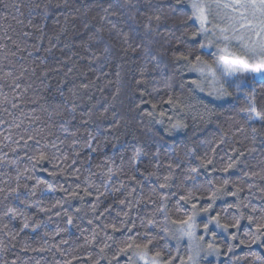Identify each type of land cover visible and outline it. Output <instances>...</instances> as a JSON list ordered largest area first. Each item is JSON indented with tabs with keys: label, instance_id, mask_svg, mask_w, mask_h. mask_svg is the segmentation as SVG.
Instances as JSON below:
<instances>
[{
	"label": "trees",
	"instance_id": "obj_1",
	"mask_svg": "<svg viewBox=\"0 0 264 264\" xmlns=\"http://www.w3.org/2000/svg\"><path fill=\"white\" fill-rule=\"evenodd\" d=\"M48 3L49 0H0V67L8 71L14 66L18 74L22 68L28 69L18 80L19 88H0V189H3L0 191V246L8 248L0 260L6 259L8 264L13 260L16 264H58L66 258L67 252L61 256V251L54 246L60 250L78 249L81 256H86L89 251H97L94 246L84 244L81 234L90 237L93 229L100 231V227L105 224L119 223L123 219V212L128 211L118 203L121 199L131 201L130 217L137 225L141 218L163 220V214L157 213L156 205L149 200L152 188L160 181L156 177H148L149 172L157 171L161 177L167 175V164L177 160H184L186 167V155L192 149L198 155H203L209 147L205 142L217 143L221 131L227 133L228 143H235L238 148L242 145L252 146L250 130L232 111L242 100L228 99L210 104V107H216L223 113L219 119L214 118L211 124L193 120L192 114L173 110L167 103L160 104L157 111H165L174 121L183 119L188 124L186 129L174 131L170 135L161 131L168 126L167 119L164 125H160L136 107L141 104L139 92L143 90V86H138L136 81L141 79L147 81L149 91L154 87L158 89L151 96L143 97L153 103H159L161 97L166 101L169 95L181 94L178 76L173 82V90L165 87V78L173 75L172 66L168 56L158 54L175 45L169 30H175V26L185 19L168 7L170 0H131L135 7L119 9L120 16L108 20L101 19L103 13L100 9L88 7L93 4V0H67V6H63L64 0H50V14L45 17L43 5ZM57 3L61 7H55ZM33 4H40L41 8L33 12ZM158 5L159 11L156 10ZM129 13L134 20L129 19ZM153 14L161 15L162 19L159 27L153 21L149 45L147 39H143V32L147 15ZM29 20L32 21L31 25ZM113 23L123 32L118 35L112 27ZM39 28L43 29L44 41L38 45L40 51H36L32 45L40 35ZM97 29L100 30L98 33ZM24 32H28L31 38L24 37ZM125 34L128 37L127 43ZM179 34L177 31L176 35ZM13 41L20 44L19 50ZM129 45L136 48V51L133 52ZM50 46L53 51L48 53L46 49ZM145 48H150V51H145ZM125 49H128L127 54ZM28 52L33 54L29 56ZM33 68L36 70L34 73L31 71ZM49 69L58 71H50L47 77L43 76L42 73ZM192 78L193 74L184 77L186 80ZM82 84H88L89 87L84 89ZM256 88L261 90L260 85H256ZM199 100L207 102L209 99L197 93L192 103L196 104ZM12 104L17 107L13 108ZM141 107L146 111L152 110L147 104H141ZM105 109L108 111L105 112ZM237 123L245 127V132L236 131ZM16 124L20 127H15ZM114 124L118 127H113ZM34 130H42L41 134L45 137L42 143L50 141L59 146L60 151H49L60 159L38 165L26 173V168L31 169L26 152L31 149H25L23 141L20 145L12 141L20 140L21 136L27 139V133ZM90 135L96 139L89 140ZM160 136H163V140H159ZM5 137L10 139L6 140ZM86 142L92 144V149L86 148ZM14 148L16 151H13ZM134 148H142L148 153L139 163L132 162ZM157 148L160 156L154 158L152 154ZM76 152L80 153L79 156L75 155ZM218 152L223 155L220 149ZM157 163L160 164L158 170L154 167ZM57 164L59 168L55 167ZM242 166L246 171L261 172L264 168V154L260 151L249 153ZM174 170L179 183L181 170ZM17 171L25 176L31 175L32 179L22 177L17 187ZM212 175L214 178L228 175L238 180L242 173L234 170L228 174ZM198 179L203 182L204 177ZM38 181L40 183L35 188L36 194L29 195ZM248 183L243 184V195L249 196L253 203L259 205L262 202L259 197L264 193L253 188L250 194ZM255 183L264 187V182L258 178ZM61 187L78 191L80 198L68 199V194L61 191ZM85 188L92 193L91 196L84 193ZM132 189L135 191L129 196ZM21 200L34 207L26 208ZM55 200L66 202L62 208L53 207ZM174 203L173 198L169 203L173 218ZM93 204L98 205L96 212L92 211ZM105 207H110L111 211L105 213ZM10 208L19 210L13 220L5 215ZM40 208L50 211L41 212ZM77 208L81 211L76 212ZM56 212L60 215H56ZM117 212L121 216L118 217ZM69 215L73 217L71 225L66 223ZM89 220L93 223L89 224ZM25 222L27 228H23ZM241 239L244 237L241 236ZM61 240H67L68 243L61 245ZM220 243L221 260L223 264H228L227 256L233 254L225 255L223 241ZM25 246L36 250L24 251ZM41 248L51 251H40ZM248 252L246 246L235 249L236 256L243 257ZM251 252L264 255V248L253 245ZM244 264H249V261H244Z\"/></svg>",
	"mask_w": 264,
	"mask_h": 264
},
{
	"label": "snow or ice",
	"instance_id": "obj_2",
	"mask_svg": "<svg viewBox=\"0 0 264 264\" xmlns=\"http://www.w3.org/2000/svg\"><path fill=\"white\" fill-rule=\"evenodd\" d=\"M63 6H67V0H64ZM49 7H51L50 0L48 4L43 5L45 17L50 14ZM55 7L59 8L61 4L57 3ZM88 7L100 9L103 13L101 19L108 20L110 17H119V9H132L135 5L131 3V0H123V2L93 0V4ZM168 7L173 13L185 19L180 25L175 26V30H169L175 45L158 54L168 56L172 66L173 75L165 78V87L170 91L173 90V82L178 76L181 94L169 95L166 101L161 97L159 103H153L152 100H146L143 97L151 96L152 92L158 89L154 87L152 91H149L147 81L141 79L136 81L138 86H143V90L139 92L142 98L141 104L150 105L152 110L146 111L141 104H137L136 107L143 115L160 125H164L167 119L168 126L161 131L170 135L174 131L186 129L188 124L183 119L174 121L165 111H157L160 104L167 103L173 110L192 114L193 120H198L202 124H211L214 118L219 119L223 113L216 107H210V104L228 99L242 100V103L234 106L232 111L250 130L252 146L242 145L238 148L235 143H228L227 133L221 131L217 137V143L205 142L209 147L203 155H198L195 149L186 155V167H184V160H177L167 164V175L161 177L157 171L149 172L148 177H156L160 181L152 188L149 200L156 205L155 211L163 214V220H156L154 217L141 218L137 225L136 221L130 217L131 201L121 199L118 203L128 211L123 212V219L119 223L105 224L100 227V231L93 229L90 237H83L81 234L84 244L89 247L94 246L97 251H89L86 256H81L78 249L60 250L58 246H54L61 251V256L67 252L66 258L58 264H74L76 261L80 264H101L102 261L104 264H213V262L223 264L220 241H223L224 254H233L227 256L228 264H244V261H249V264H264V255L251 252L253 245L264 248V195L259 197L262 201L259 205L253 203L249 196L243 195L245 182H249L250 194L253 188L264 193V187L255 183L257 178L264 182V168L261 172H252L246 171L242 166L249 153L260 151L264 154V0H170ZM39 8H41L40 4H33L31 11L34 12ZM17 10L19 11V8ZM156 10L159 11V5ZM129 19L134 20L130 13ZM161 19L159 14L147 15L143 39H147L149 45H151L150 38L153 33L152 23L155 21L159 27ZM109 22L111 23L110 20ZM29 24H32L31 20ZM112 27L117 30L118 35L123 32V29L118 28L115 23ZM38 31L40 35L36 37V43L32 45L36 51H40L38 45L43 44L44 41L43 29L39 28ZM99 31V29L96 30L97 33ZM177 31L179 35H176ZM22 35L31 38L28 32ZM7 38L12 40L11 36ZM127 40L128 37L125 34V43ZM13 43L19 50L20 44L15 41ZM49 43L51 44V41ZM129 48L133 52L136 51V48H132L131 45ZM46 51L51 53L53 48L50 46ZM124 51L127 54L128 49ZM145 51H150V48H145ZM32 54L28 52L29 56ZM58 63L63 64L64 61ZM165 67L168 65L165 64ZM71 70L70 68L69 71ZM27 71L28 69L22 68L18 74L14 66L8 71L0 67V81H3L0 83V88L4 86L19 88L18 80ZM31 71L34 73L36 70L33 68ZM50 71H58V69L45 70L42 75L47 77ZM186 74H194V78L186 80L184 79ZM256 85H260L261 90H258ZM81 87L87 89L89 85L82 84ZM197 93H206L209 100L192 103ZM12 107L16 108L17 105L12 104ZM104 111L107 112L108 109ZM15 127L19 128L20 125L16 124ZM113 127L118 125L114 124ZM236 131L243 133L245 127L237 123ZM41 133L42 130L30 131L27 133V139L21 136L20 140L12 141L16 145H20L23 141V147L31 149L30 152H26L27 159L31 163V169L26 168V173L33 171L38 165L60 159L55 153L49 151V149H56L58 152L59 146L50 141L42 143L45 137ZM5 139L8 140L10 137ZM88 139L94 140L96 137L90 135ZM159 140H163V136H160ZM86 148L92 149V144L86 142ZM218 149L223 152V155H220ZM13 151L16 149L14 148ZM79 154V152L75 153L76 156ZM147 155L148 153L142 148H134L132 162L139 163L141 158ZM152 155L158 158L159 149L157 148ZM64 158L67 159L66 156ZM72 163L75 164L76 161L73 160ZM55 167L59 168V164ZM154 167L158 170L160 164L157 163ZM174 169L181 170L179 183H177V173ZM43 170L47 171V169ZM234 170L242 173L238 180H233L228 175H222L219 178H214L212 175L213 173L228 174ZM78 171L77 169L76 172ZM109 171L111 173V169ZM201 176L204 177L203 182L198 179ZM22 177L26 180L32 179L31 175L25 176L24 173L17 171L15 178L17 187ZM132 179L135 180V176ZM39 183L38 181L29 195L36 194L35 188L39 186ZM173 188L177 190L173 191ZM60 190L68 194V199L80 198L76 190L63 187ZM83 191L88 196L92 195L87 188ZM134 191L135 189H132L128 195L130 196ZM173 198L175 199L173 205L175 218H173V211L169 209V203ZM96 199L99 201V195ZM20 202L25 204L26 208L34 207V205L26 204L24 200ZM65 202L55 200L53 207L62 208ZM218 202H220L219 205ZM91 208L93 212H96L98 205L93 204ZM17 211L19 210L10 208L5 215L13 220L16 218ZM39 211L47 212L50 209L40 208ZM80 211V208L76 209V212ZM110 211V207L104 208L105 213ZM56 215L60 213L56 212ZM116 215L119 217L121 213L117 212ZM66 223L73 224L71 215L66 217ZM88 223L93 222L89 220ZM27 227L28 224L25 222L23 228ZM56 234L58 235L59 232ZM241 236L244 239H241ZM67 243V240L60 241L61 245ZM241 246L249 249L243 257L235 255V249ZM23 250L35 251L36 249L25 246ZM40 251H51V249L41 248ZM7 252V247L0 246V256L6 255ZM249 257H251L250 260ZM0 264H8V261L0 260ZM11 264H16V261L13 260Z\"/></svg>",
	"mask_w": 264,
	"mask_h": 264
},
{
	"label": "rangeland",
	"instance_id": "obj_3",
	"mask_svg": "<svg viewBox=\"0 0 264 264\" xmlns=\"http://www.w3.org/2000/svg\"><path fill=\"white\" fill-rule=\"evenodd\" d=\"M193 76H194V74H193ZM198 94L201 95V96H204V97L208 98L207 95H206V93H198ZM213 264H215V262H213Z\"/></svg>",
	"mask_w": 264,
	"mask_h": 264
}]
</instances>
